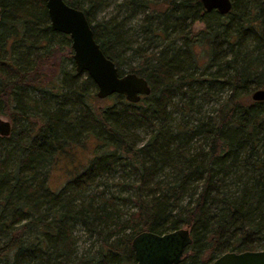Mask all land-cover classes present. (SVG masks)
Returning <instances> with one entry per match:
<instances>
[{
	"label": "trees",
	"instance_id": "1",
	"mask_svg": "<svg viewBox=\"0 0 264 264\" xmlns=\"http://www.w3.org/2000/svg\"><path fill=\"white\" fill-rule=\"evenodd\" d=\"M64 2L83 11L119 76L142 77L151 92L102 105L46 0H0V116L11 122L0 137V264H135L136 234L184 227L192 242L179 264L264 247V101L251 99L264 90V0H231L225 16L200 0H122L108 21L97 15L109 0ZM138 16L147 48L126 29ZM129 51L140 61L125 72ZM90 137L85 167L52 189L56 157ZM117 172L130 196L97 191ZM77 224L91 240L82 250Z\"/></svg>",
	"mask_w": 264,
	"mask_h": 264
},
{
	"label": "water",
	"instance_id": "2",
	"mask_svg": "<svg viewBox=\"0 0 264 264\" xmlns=\"http://www.w3.org/2000/svg\"><path fill=\"white\" fill-rule=\"evenodd\" d=\"M206 12L216 11L222 16L231 11V0H200ZM45 7L54 32L68 36L72 60L78 74H86L97 88L96 97L104 100L119 95L131 104L150 95L145 79L133 73L119 76L115 64L101 51L94 39L91 25L83 11L67 5L64 0H46ZM1 19V9H0ZM251 99L264 101V90L255 91ZM11 122L0 116V137L9 136ZM192 239L187 228H178L162 234L142 231L131 241L135 264H179ZM210 264H264V249L225 252Z\"/></svg>",
	"mask_w": 264,
	"mask_h": 264
},
{
	"label": "rangeland",
	"instance_id": "3",
	"mask_svg": "<svg viewBox=\"0 0 264 264\" xmlns=\"http://www.w3.org/2000/svg\"><path fill=\"white\" fill-rule=\"evenodd\" d=\"M122 0H109L110 5L107 8H104L98 15L97 21H108L113 16H115L119 8H117V4H119ZM141 16H138L136 19L132 21H128L126 24V29H128L130 41L135 42L134 46L139 47L143 46V48H147L148 44L144 41V35L139 32V25L141 23ZM204 28L203 24L197 23L194 24L192 27V32L197 33ZM160 48V47H159ZM158 48V50H159ZM63 52V60L62 65L65 71L71 70V65L69 64L68 60L66 59L65 54H67L68 50L65 49ZM197 53L200 55L202 49L200 47L196 48ZM151 50L148 51V53ZM61 58V55H59ZM124 58V66L122 67L125 72H128L129 67H135L140 59L132 57V52L129 51L128 54H125ZM112 100L110 98L102 100V105H110ZM211 107V106H209ZM3 119L7 120L6 117H2ZM139 135L142 139L146 138V132L144 129L139 131ZM96 150V143L94 138L90 137L86 139V141L79 145L72 148L67 149V152L60 153L57 157L53 165L51 166L50 170L48 171L47 181L49 186L52 189H59L65 182H67L71 177L76 175L80 170H82L85 165L87 164L88 160L92 157ZM124 173L117 172L114 175H110L107 178L101 179V185L97 186V191L104 189L106 190L107 195L111 194H118L122 193L124 196H130L132 194L131 191L121 190V188L117 185L119 182L124 181ZM134 176H128L127 179L132 180ZM108 185V186H106ZM95 188L92 187L87 194L94 193ZM119 203V201H118ZM119 208L123 212L132 211V204L130 203H120ZM74 234L78 238V248L82 250L83 248L87 247L90 243V239H87V235L84 234L81 230L79 224L76 225ZM260 249H264L261 247ZM259 249V250H260Z\"/></svg>",
	"mask_w": 264,
	"mask_h": 264
},
{
	"label": "flooded vegetation",
	"instance_id": "4",
	"mask_svg": "<svg viewBox=\"0 0 264 264\" xmlns=\"http://www.w3.org/2000/svg\"><path fill=\"white\" fill-rule=\"evenodd\" d=\"M184 255V254H183ZM183 258V257H182Z\"/></svg>",
	"mask_w": 264,
	"mask_h": 264
}]
</instances>
